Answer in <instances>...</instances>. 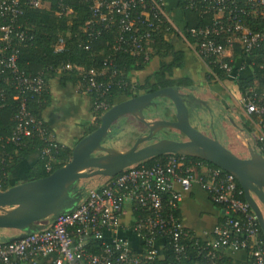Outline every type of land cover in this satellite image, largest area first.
I'll use <instances>...</instances> for the list:
<instances>
[{
	"label": "built area",
	"instance_id": "1",
	"mask_svg": "<svg viewBox=\"0 0 264 264\" xmlns=\"http://www.w3.org/2000/svg\"><path fill=\"white\" fill-rule=\"evenodd\" d=\"M61 12L69 11L64 0H56ZM91 12L86 22L87 36L90 30L99 34L103 24L108 27L118 23V31L112 44L114 51L121 50L148 59L147 42L161 27L175 28L170 13L162 0H83ZM190 6H196L190 0ZM38 8L42 0H0V53L11 47L12 39L25 41V31L16 22L24 7ZM204 13H220L209 24L191 27L188 33L195 38L194 52L203 61L211 83L221 84L231 73L252 72L253 66L262 69L264 79V0H208L198 7ZM262 25L259 26V24ZM177 30V29H176ZM178 31V30H177ZM88 44V42H87ZM64 40L58 38L54 50H63ZM88 48V45L85 46ZM16 50L0 55V73L8 70L4 80L16 90L14 99L18 110L15 125L7 141L18 142L22 136L36 133L45 141L49 133L31 110L29 98L39 96L45 88L43 72L26 75L16 64ZM99 70L82 72L80 88L93 95L95 111L108 109L106 96L116 74L113 58L109 54L102 60ZM71 65H61L57 71L71 70ZM221 72L222 76L219 75ZM250 74L248 76H250ZM9 79V80H6ZM238 80V79H236ZM248 85L239 89L236 101L255 128L253 145L264 154V86ZM263 87V88H262ZM48 138V139H47ZM55 146V143L53 144ZM40 156L51 157L49 147ZM183 155L169 154L151 165L136 163L123 169L111 179L104 177L98 186L89 188L77 206L54 219L41 221L44 228L27 233L21 238L0 241V264H37L38 258L51 257L52 264H152L159 253V243H165L177 257L185 255L181 224L171 210L177 209L181 193L174 183L189 189L197 184L209 199L223 206V219L214 224L209 236H195L196 254L211 264L225 255V251L249 250L251 264H264V242L259 238L256 216L245 200L237 196L243 191L237 188L235 178L220 167L185 162ZM45 170H50L48 162ZM168 196V199H164ZM130 204L133 218L129 232L136 238L137 246L117 235L122 228V214ZM166 205L169 209H166ZM108 235V237L105 236ZM202 241L201 243L197 242ZM198 243V244H197Z\"/></svg>",
	"mask_w": 264,
	"mask_h": 264
},
{
	"label": "trees",
	"instance_id": "2",
	"mask_svg": "<svg viewBox=\"0 0 264 264\" xmlns=\"http://www.w3.org/2000/svg\"><path fill=\"white\" fill-rule=\"evenodd\" d=\"M42 1L43 6L41 7H24L22 15L16 20V22L21 24V29L25 31L26 40L20 42L13 38L11 47L0 53V55H8L12 50H16V64L20 71H23L26 75H34L38 72L44 73L46 79L44 90L39 96L29 98L27 106L34 116L42 122V126L49 133L45 137H49V139L47 138L48 140L45 141L44 139L46 138L33 133L28 136H22L18 142L7 141L15 125L14 115L18 110L19 103L13 98L16 90L10 82L4 80L6 76H9V72L3 69L0 73V190H5L10 186L8 183L9 173L18 162L26 158L33 151L40 152L44 147H49L51 157L40 156L39 161L25 172L23 181L46 176L57 167L65 164L71 157L73 146L68 147L58 144L53 139L50 128L41 118L42 110L50 103L48 92V81L50 79L57 78L61 85H64L66 82L78 83L83 79V71L91 69L99 71L103 67V58L110 54L113 58L116 74L113 76V85L106 96L109 107L115 104L114 100L119 97H124L123 100H125L142 92L155 91L167 86H179L181 89L195 86V81L188 76L180 78H173L171 76L172 69L182 67L184 60V52L174 48L171 36L173 35L181 39L194 51L196 49L195 38L188 33L189 28L209 24L213 18L220 16V13H204L199 10L200 4L208 0H194L197 3L196 6H190V0H176L172 8H165L168 12L173 9L180 11L185 21L183 28L179 32L176 30L178 27L175 24V28L170 26L166 30V28L161 27L158 32H155L152 36V41H148L146 44V47L150 48V51L148 52V59L145 60L143 55H132L121 50L114 51L112 49V44H114L118 31L117 21L108 27L103 24L97 35H94L95 28L90 30L93 33V37H88L86 22L91 18V12L85 1L64 0V5L69 9L68 12H61L56 0ZM2 22L3 20L0 18V23ZM261 25L262 22L259 26ZM60 37L64 40L63 50L55 52L54 46ZM86 45H88V48H85ZM1 46H3V42L0 41ZM155 56L159 59L157 70L152 72L149 77H146L142 83L133 81L131 79L133 72L144 70L148 66L149 61ZM166 57H170V60L167 62L164 61ZM66 64L71 65L73 69L64 70L59 73L57 67ZM77 68L82 72L78 71ZM252 72L250 76L237 80V86L240 90H243L245 86L250 84L254 85V80L257 81L259 86H264V79H261L263 76L262 69L253 66ZM219 73L222 76L221 72ZM205 75V79L210 82L206 69ZM89 96L91 98L90 111L94 115V122L88 126L84 134L97 127L102 114V111L94 110L92 105L93 95L89 94ZM161 113H167V109L164 108ZM156 116V114H153V117L148 118H156ZM251 120L247 118L242 128L243 132L247 135H250L252 131ZM77 140L74 141V144ZM54 143L55 146L53 145ZM167 155L169 154L154 156L140 163L148 166L155 161L165 159ZM46 162L50 165L49 171L45 170ZM185 162L195 165L197 168L201 165L217 167L211 162L197 157L186 156ZM111 178L108 177L107 179ZM236 185L238 189H241L237 182ZM237 197L244 200L243 193ZM164 199H168V196H165ZM213 204L219 208L223 219V206ZM166 209H169L167 205ZM170 210L173 216L179 219V209ZM142 214V211L133 212V218L135 219L138 215ZM222 219H220V222ZM181 237L186 247L185 255L177 257L174 251L167 246L166 242L164 244L161 242L159 246L160 252L152 264H211L205 258L197 256L196 238L191 231L183 228ZM259 238L264 242V235L260 228ZM0 241H8V239ZM197 242L201 243L202 241L198 240ZM246 251L248 252V249ZM249 260L246 264H251ZM216 264H231V260L227 256L222 255Z\"/></svg>",
	"mask_w": 264,
	"mask_h": 264
},
{
	"label": "water",
	"instance_id": "3",
	"mask_svg": "<svg viewBox=\"0 0 264 264\" xmlns=\"http://www.w3.org/2000/svg\"><path fill=\"white\" fill-rule=\"evenodd\" d=\"M158 105L173 109L174 119L148 118L151 108L156 109ZM192 108L211 112L207 101L184 92L179 86L143 92L110 106L101 114L97 127L75 142L65 164L44 177L0 190V228L19 232L8 240L39 231L44 228L41 222L44 219H54L72 211L84 195L83 186L79 185L82 179L113 177L126 167L162 154L197 157L230 173L241 187L244 200L264 235V215L260 208V205L264 207V154L254 145H248V157L238 156L215 134H205L190 123ZM127 115L142 122L147 133L138 135L125 150L106 146L118 133L112 130L119 128L120 119ZM168 129L178 131L185 139L171 135ZM157 133L163 137H157Z\"/></svg>",
	"mask_w": 264,
	"mask_h": 264
},
{
	"label": "crops",
	"instance_id": "4",
	"mask_svg": "<svg viewBox=\"0 0 264 264\" xmlns=\"http://www.w3.org/2000/svg\"><path fill=\"white\" fill-rule=\"evenodd\" d=\"M162 2L169 9L174 6L176 0H162ZM169 13L173 21L176 22L174 23L178 27L177 30L180 32V29L185 24L182 14L178 9H173ZM171 42L175 49L184 52L183 66L172 69L171 76L173 78L188 76L198 84L205 85L206 83L214 91H217L216 89L219 87H223L226 93L228 92L236 100L239 92L236 79L247 77L251 71L246 70L238 74V76L233 72L221 84L208 82L205 79L204 63L196 53L186 43L181 41V39L173 35L171 36ZM169 60L170 57L164 59L166 62ZM158 65L159 59L155 56L149 61L148 66L144 70L134 71L131 79L142 83L146 77H149L152 72L157 70ZM48 92L50 95V103L42 110V121L48 125L53 139L58 144L71 147L74 141L81 137L88 126L94 122V115L90 111L91 98L89 94L80 88L79 83L66 82L64 85H61L57 78H52L48 81ZM39 159L40 153L33 151L26 158L18 162L8 175L9 185L11 186L22 182L25 177V172L35 165ZM174 188L181 193L178 202L181 227L191 231L195 236L204 240V238L209 236L212 226L219 223L220 219H222L219 208L211 202L207 193L197 184L192 185L189 189H183L179 183L175 182ZM132 220L131 205L126 204L122 214V228L117 235L129 239L131 244L136 247V238L129 232ZM0 229L9 231L3 232L8 239L19 235V232H11L15 229ZM105 236L108 237L107 234ZM225 256L231 260V264H246L250 258L249 252L246 250L237 252L225 251ZM37 264H52V258L49 256L38 258Z\"/></svg>",
	"mask_w": 264,
	"mask_h": 264
},
{
	"label": "rangeland",
	"instance_id": "5",
	"mask_svg": "<svg viewBox=\"0 0 264 264\" xmlns=\"http://www.w3.org/2000/svg\"><path fill=\"white\" fill-rule=\"evenodd\" d=\"M206 83L198 84L195 82V86H192L188 90L182 89L184 92L191 93L196 97H199L210 104L211 112L201 111L197 115L193 114L194 117H190V123L198 130L205 134L212 135L215 134L217 139L232 152L240 157H248V145H253V136L256 134L255 128L251 126V134H245L242 130L243 125L247 119L246 114L238 106L237 101L232 98L223 87L216 89L217 91L209 88ZM143 93V92H142ZM124 97H119L114 100V103L123 100ZM162 117L164 113H160ZM159 115L156 118H159ZM166 115L171 116L172 111L166 113ZM197 116V117H195ZM147 117H149L147 115ZM228 118H231V122ZM123 130L116 135H120L115 140L107 141L106 146H111L117 149L125 150L129 148L135 141L138 135L146 133L147 127L140 121L136 120L134 117L127 115L124 117ZM234 123V124H233ZM119 124V123H118ZM211 125V126H210ZM213 126V127H212ZM169 130V129H168ZM176 134L179 139L184 140L183 134L176 130H171ZM145 144V142H143ZM105 178L103 176H94L91 178L82 179L79 185L83 186L84 192L89 188L98 186L103 182ZM262 213L264 215V207L260 205ZM3 231L0 229V240L8 239ZM12 233L18 232L17 230H12Z\"/></svg>",
	"mask_w": 264,
	"mask_h": 264
},
{
	"label": "flooded vegetation",
	"instance_id": "6",
	"mask_svg": "<svg viewBox=\"0 0 264 264\" xmlns=\"http://www.w3.org/2000/svg\"><path fill=\"white\" fill-rule=\"evenodd\" d=\"M189 89H191V87H188V90ZM188 92V91H187ZM157 100H160V98H157ZM164 108L166 109L167 107H165L164 105H158L157 107H156V109H152L151 108V111L149 112L150 113V115H149V117H153V114H156L157 116L164 110ZM170 111H172V115L171 116H168V115H166V113L164 114V116L163 117H165V118H170V119H174V117H173V109H171V108H167V113L168 112H170ZM200 111H202L201 109H198V108H192L191 109V113H190V117H194L193 116V114L195 115H197L198 113H200ZM162 114V113H161ZM199 115V114H198ZM156 116V117H157ZM155 117V116H154ZM159 117H162L161 115H159ZM195 117H197V116H195ZM125 123H124V117L123 118H121L120 119V121H119V128H122L123 127V125H124ZM119 128H115V129H113L112 130V132H116V131H119ZM171 130H173V129H169V130H167V131H169L170 133H171V135H176L174 132H172ZM147 131H148V129L146 130V133H147ZM121 132V131H120ZM146 133H144V134H146ZM118 135H115L112 139H109V141H113V140H115L116 138H118L117 137ZM156 136L157 137H159V138H161V137H163V135L162 134H160V133H157L156 134ZM146 143V142H145Z\"/></svg>",
	"mask_w": 264,
	"mask_h": 264
}]
</instances>
